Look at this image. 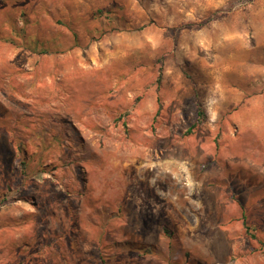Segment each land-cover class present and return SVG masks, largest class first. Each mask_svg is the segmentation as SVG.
Here are the masks:
<instances>
[{"label":"rangeland","instance_id":"rangeland-1","mask_svg":"<svg viewBox=\"0 0 264 264\" xmlns=\"http://www.w3.org/2000/svg\"><path fill=\"white\" fill-rule=\"evenodd\" d=\"M262 244L264 0H0V264Z\"/></svg>","mask_w":264,"mask_h":264},{"label":"trees","instance_id":"trees-1","mask_svg":"<svg viewBox=\"0 0 264 264\" xmlns=\"http://www.w3.org/2000/svg\"><path fill=\"white\" fill-rule=\"evenodd\" d=\"M204 113H203V109L201 107H198V110H197V117L195 118V120L190 124L189 128L187 129L186 131V134L187 133H190L193 131V129H195L198 125H200L203 120H204ZM253 236V235H252ZM264 245V244H262Z\"/></svg>","mask_w":264,"mask_h":264}]
</instances>
